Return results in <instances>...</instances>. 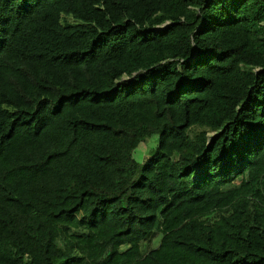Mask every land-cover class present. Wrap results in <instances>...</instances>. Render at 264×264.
<instances>
[{
  "label": "trees",
  "instance_id": "trees-1",
  "mask_svg": "<svg viewBox=\"0 0 264 264\" xmlns=\"http://www.w3.org/2000/svg\"><path fill=\"white\" fill-rule=\"evenodd\" d=\"M0 264H264V0H0Z\"/></svg>",
  "mask_w": 264,
  "mask_h": 264
},
{
  "label": "rangeland",
  "instance_id": "rangeland-1",
  "mask_svg": "<svg viewBox=\"0 0 264 264\" xmlns=\"http://www.w3.org/2000/svg\"><path fill=\"white\" fill-rule=\"evenodd\" d=\"M157 144H158L157 136L148 138L147 141L140 143L138 148L134 151L135 158L138 161H143L144 158L147 157V155L151 154V151L156 148ZM160 236L156 237L155 244L158 243Z\"/></svg>",
  "mask_w": 264,
  "mask_h": 264
}]
</instances>
